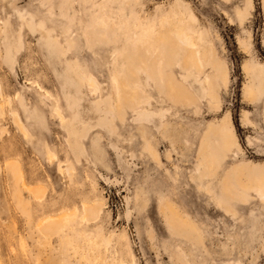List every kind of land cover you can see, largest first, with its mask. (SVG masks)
I'll list each match as a JSON object with an SVG mask.
<instances>
[{
  "label": "rangeland",
  "instance_id": "1",
  "mask_svg": "<svg viewBox=\"0 0 264 264\" xmlns=\"http://www.w3.org/2000/svg\"><path fill=\"white\" fill-rule=\"evenodd\" d=\"M176 22L202 68L180 53L163 77L196 99L171 101L135 68L143 101L118 114L123 62L155 59L162 37L178 46ZM0 91V264H264V197L217 205L227 172L264 168V0H0ZM223 124L241 150L201 179L200 145L218 157ZM165 205L191 227L171 230Z\"/></svg>",
  "mask_w": 264,
  "mask_h": 264
},
{
  "label": "bare ground",
  "instance_id": "2",
  "mask_svg": "<svg viewBox=\"0 0 264 264\" xmlns=\"http://www.w3.org/2000/svg\"><path fill=\"white\" fill-rule=\"evenodd\" d=\"M171 19L172 18H168V21H170ZM179 22L175 23L174 28L172 30L173 35L176 37V40L178 41V46L173 45V44H168L166 41V37H162L161 40L159 39L160 41L153 47L154 51L157 52V57L155 59L147 60L144 56H138L136 61H131L129 59H125V61L123 60L124 67L126 68L128 67L127 74H129V78L125 79V82L123 83H118L116 77H114L115 78L114 82L116 81V89H117L116 95L114 98L115 99L114 100V105H115L114 110L118 114H122L125 107L129 108L134 105L139 106L141 101H143L142 100L143 97H140L139 93L137 92V89L142 88V83L140 82V80H138L137 77L134 76L136 71L133 72V69L135 68L143 70L142 72H145L148 78H153L156 81L157 86L160 89V91L164 93V95L171 101L191 102L194 94L190 93L189 87L188 89H184L179 82H177L173 77H171V75L168 79L166 77H163V71L172 66L173 61L175 60V58L179 56L180 53L183 54L185 58L184 64H186L187 67H193L197 71H200L202 68V64L199 58L200 54L195 50V45L192 42H189V39L187 38L184 29L181 28ZM10 54H8V56ZM148 54L149 53H147V55ZM8 56H7V59H9ZM180 63H181L180 65L183 68L187 69V67L184 66L183 62L180 61ZM216 77L220 78L221 82L224 83V85L228 79L225 69H223L220 66L217 67ZM202 90H203L202 91L203 96L206 97L210 95V92L207 89L206 79L204 80V88L202 87ZM0 97H2L1 91H0ZM194 98L196 99L195 96ZM1 107L2 106L0 105V111L2 109ZM141 113L142 114H140V116L142 115L143 116L141 117L140 120L142 121L143 120L146 121V119L148 120L151 117H153L148 112L146 113L141 112ZM18 125L21 126V124L19 123ZM163 126L164 125H162V127ZM20 128H23V127L21 126ZM215 131L217 132L219 136L218 137L219 151L217 150V152L219 153V156L217 157L214 154V151H212V148L209 142H204L202 143V145H200L201 148L199 151V157H200L199 159H200V164L202 167L201 179L205 177L213 176L214 173H216L221 162L226 158L227 153L231 152L232 150H237V151L241 150L236 136H234V134L231 133V131L228 129V127L225 124L220 125L219 127L215 128ZM71 135L73 136L72 133ZM76 136H77V133H76ZM144 137H145V144L147 148L151 149L152 144L147 139L146 134H144ZM77 149H79V146H77ZM60 169L61 168H59V170ZM9 172L14 182V198L21 205L23 200L20 194V188L18 187V180L16 178V175L17 176L21 175L20 173L21 171L16 167V164H14L13 166H11V169ZM232 178H233V181L231 180ZM20 183L22 184L24 188L33 192V190L29 189V187L23 181ZM220 189H221V197L217 205L225 204L224 205L225 208H228L229 202L231 200H234V198L238 196V193L253 190L262 196V193H264V168L249 169V168L243 167L240 169H234L231 173L227 172L223 180L221 181ZM81 206H82V209L87 219L94 220L96 217L100 215L103 204L99 200L92 199L89 202L83 201ZM165 209H166L168 224L171 230L186 229L188 227H191L190 222L187 219H185L183 215L180 214L174 206L165 205ZM60 221H61V218H59L58 216H50L46 221L43 222V224L45 223L46 225L45 230L52 231L53 225L55 226V229H57V227L60 225ZM105 241L109 243L110 239L108 238ZM131 258L134 259L133 257Z\"/></svg>",
  "mask_w": 264,
  "mask_h": 264
},
{
  "label": "crops",
  "instance_id": "3",
  "mask_svg": "<svg viewBox=\"0 0 264 264\" xmlns=\"http://www.w3.org/2000/svg\"><path fill=\"white\" fill-rule=\"evenodd\" d=\"M150 115H152L151 113H150ZM153 116V115H152ZM153 119H154V116L153 117H151L150 119H146V122L147 123H152V121H153ZM163 129L164 128H166V126L164 125L163 127H162ZM145 134H146V137H147V139L150 141V143L152 144V142H151V135L153 134L152 133V130L147 126V128L145 127Z\"/></svg>",
  "mask_w": 264,
  "mask_h": 264
},
{
  "label": "snow or ice",
  "instance_id": "4",
  "mask_svg": "<svg viewBox=\"0 0 264 264\" xmlns=\"http://www.w3.org/2000/svg\"><path fill=\"white\" fill-rule=\"evenodd\" d=\"M262 196H264V193H262Z\"/></svg>",
  "mask_w": 264,
  "mask_h": 264
}]
</instances>
